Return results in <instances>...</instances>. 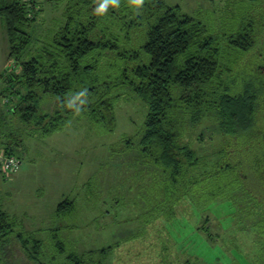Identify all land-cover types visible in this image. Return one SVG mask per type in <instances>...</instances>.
I'll use <instances>...</instances> for the list:
<instances>
[{"label":"rangeland","instance_id":"374dc122","mask_svg":"<svg viewBox=\"0 0 264 264\" xmlns=\"http://www.w3.org/2000/svg\"><path fill=\"white\" fill-rule=\"evenodd\" d=\"M162 1L179 5L181 12L200 20L206 32L223 44L230 32L251 19L264 32V0ZM75 2L37 0L41 11L27 27L36 45L65 22L67 6L69 12L82 6ZM141 3H108L99 12L98 31L113 32L121 46H136L147 21L142 18L139 26L131 27L126 23L137 17L134 9ZM113 15L115 18L109 17ZM262 36L258 56L239 64L244 66L243 78L254 77L257 65H264ZM223 61L234 68L231 57ZM121 63L125 61L121 59ZM19 70V61L8 56L0 18V146L11 145L20 158L18 171L0 170V209L13 221V232L29 239L28 248L13 234L5 240L0 246V264H76L67 258L69 253L82 255L109 246L103 264H264L262 148L239 142L225 146L213 116L186 125L181 141L201 157L197 173L211 171L216 163L229 158L235 165L225 181L210 177L192 187L177 200L174 216L167 219L168 198L159 194L164 179L161 168L137 147L124 144L126 137L135 139L142 131L147 111L142 99L121 84L114 92L118 98L113 131H100L80 117L42 135L13 111L25 88L13 82L20 93H10L3 76ZM261 82L264 88V76ZM46 99L41 98L39 105H48ZM64 198L73 200L72 210L57 214V203ZM206 216L210 239L197 229L208 221ZM34 240H40L35 248L37 261L28 253Z\"/></svg>","mask_w":264,"mask_h":264},{"label":"trees","instance_id":"16d2710c","mask_svg":"<svg viewBox=\"0 0 264 264\" xmlns=\"http://www.w3.org/2000/svg\"><path fill=\"white\" fill-rule=\"evenodd\" d=\"M102 2L77 0L82 6L73 12L67 6L65 22L36 45L27 27L41 11L37 0H0L8 56L20 64L19 72H5L3 78L10 93H20L13 82L25 88L13 111L42 135L80 117H86L100 131L110 132L116 125L118 94L114 92L126 84L142 99L147 111L141 133L135 139L126 137L124 144L137 147L161 168L164 179L159 194L168 198L166 217L171 219L174 204L192 187L210 177L225 181L235 165L229 158L216 163L211 171L197 173L201 157L181 141L186 125L191 127L213 116L225 146L249 143L251 148L264 150V65H257L255 76L250 78H243L244 66L239 65L258 56L264 32L251 19L235 33L230 32L223 44L206 32L200 20L181 12L179 5L148 0L134 9L141 14L136 12L137 17L126 23L131 27L139 26L142 18L147 21L137 45L126 47L113 32L98 31L102 17L96 9ZM225 57H231L234 68L224 64ZM41 98L50 103L39 105ZM0 147L5 154L16 156L11 145ZM243 179L246 181V176ZM72 207L73 201L64 198L57 203L56 213H66ZM206 220L197 229L210 239L207 216ZM11 235L28 248L29 239L13 232V221L0 209V246ZM33 242V249L27 250L37 261L35 248L40 240ZM110 248L82 255L69 253L67 258L76 264H86L87 259V264H103Z\"/></svg>","mask_w":264,"mask_h":264},{"label":"built area","instance_id":"2783aa9c","mask_svg":"<svg viewBox=\"0 0 264 264\" xmlns=\"http://www.w3.org/2000/svg\"><path fill=\"white\" fill-rule=\"evenodd\" d=\"M20 159L14 155L5 154L0 149V170L5 173H13L19 169Z\"/></svg>","mask_w":264,"mask_h":264},{"label":"clouds","instance_id":"9594fccd","mask_svg":"<svg viewBox=\"0 0 264 264\" xmlns=\"http://www.w3.org/2000/svg\"><path fill=\"white\" fill-rule=\"evenodd\" d=\"M116 2H117V0H104V2L99 5V7L96 9V11L97 12H103L107 8L108 3L115 4ZM133 3L139 4V3H141V0H133Z\"/></svg>","mask_w":264,"mask_h":264},{"label":"crops","instance_id":"0c3cea01","mask_svg":"<svg viewBox=\"0 0 264 264\" xmlns=\"http://www.w3.org/2000/svg\"><path fill=\"white\" fill-rule=\"evenodd\" d=\"M18 171V170H17ZM73 201V200H72Z\"/></svg>","mask_w":264,"mask_h":264}]
</instances>
